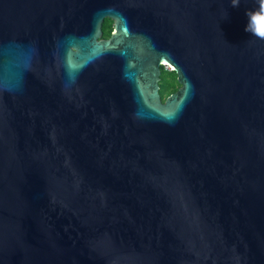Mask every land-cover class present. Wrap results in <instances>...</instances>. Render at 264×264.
<instances>
[{"label": "water", "instance_id": "95a60500", "mask_svg": "<svg viewBox=\"0 0 264 264\" xmlns=\"http://www.w3.org/2000/svg\"><path fill=\"white\" fill-rule=\"evenodd\" d=\"M258 7L0 0V264H264Z\"/></svg>", "mask_w": 264, "mask_h": 264}, {"label": "flooded vegetation", "instance_id": "af4514ba", "mask_svg": "<svg viewBox=\"0 0 264 264\" xmlns=\"http://www.w3.org/2000/svg\"><path fill=\"white\" fill-rule=\"evenodd\" d=\"M101 31V39L107 40L113 33V22L109 19H104L102 22ZM106 32L108 33L106 34ZM158 87L159 96L162 102H164L169 95L174 94L179 88V85L176 82L175 73H173L171 67L166 66L165 64L160 66Z\"/></svg>", "mask_w": 264, "mask_h": 264}, {"label": "clouds", "instance_id": "9594fccd", "mask_svg": "<svg viewBox=\"0 0 264 264\" xmlns=\"http://www.w3.org/2000/svg\"><path fill=\"white\" fill-rule=\"evenodd\" d=\"M259 7L254 11L247 12L248 24L245 31L253 37L264 40V0H258ZM240 0H231L232 7H238Z\"/></svg>", "mask_w": 264, "mask_h": 264}, {"label": "snow or ice", "instance_id": "6c2138e0", "mask_svg": "<svg viewBox=\"0 0 264 264\" xmlns=\"http://www.w3.org/2000/svg\"><path fill=\"white\" fill-rule=\"evenodd\" d=\"M165 63H167V61H165ZM169 66H171V65H169Z\"/></svg>", "mask_w": 264, "mask_h": 264}, {"label": "trees", "instance_id": "16d2710c", "mask_svg": "<svg viewBox=\"0 0 264 264\" xmlns=\"http://www.w3.org/2000/svg\"><path fill=\"white\" fill-rule=\"evenodd\" d=\"M108 32H106V34H107Z\"/></svg>", "mask_w": 264, "mask_h": 264}]
</instances>
